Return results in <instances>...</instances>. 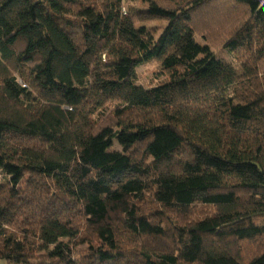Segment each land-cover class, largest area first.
Segmentation results:
<instances>
[{"label": "trees", "instance_id": "1", "mask_svg": "<svg viewBox=\"0 0 264 264\" xmlns=\"http://www.w3.org/2000/svg\"><path fill=\"white\" fill-rule=\"evenodd\" d=\"M125 1L0 0V262L264 264V0Z\"/></svg>", "mask_w": 264, "mask_h": 264}, {"label": "rangeland", "instance_id": "2", "mask_svg": "<svg viewBox=\"0 0 264 264\" xmlns=\"http://www.w3.org/2000/svg\"><path fill=\"white\" fill-rule=\"evenodd\" d=\"M129 6H133L135 8H146L148 6L147 2L144 0H138V1H125L124 8L125 10L128 9ZM143 24V23H142ZM166 24L164 21H148L145 22L144 25L147 27H156L157 33L156 36L161 32L163 26ZM197 40L201 42L202 44H205V40L200 36L197 37ZM212 50L216 53V55L219 58H222L226 61L236 63L234 54L228 50V49H216L215 47L212 48ZM137 73V79L138 83L143 85L144 87H154L161 83H163L165 80L169 78V74L165 73L162 68L160 62L157 60H152L149 62H146L144 65H141L136 70ZM115 101L108 103V114L112 111V109L115 106ZM113 150H122V146L115 142L113 145ZM0 264H4L3 262H0Z\"/></svg>", "mask_w": 264, "mask_h": 264}]
</instances>
